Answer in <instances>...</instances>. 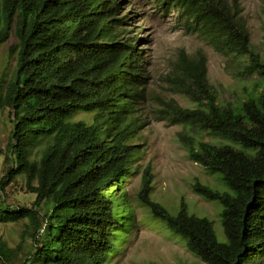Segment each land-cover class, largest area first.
<instances>
[{
  "label": "trees",
  "instance_id": "1",
  "mask_svg": "<svg viewBox=\"0 0 264 264\" xmlns=\"http://www.w3.org/2000/svg\"><path fill=\"white\" fill-rule=\"evenodd\" d=\"M162 11L237 66L241 95L220 103L208 82L204 55L182 54L179 92L198 105L169 103L175 123L231 143L212 144L179 134L192 160L222 174L228 192L197 191L222 207L223 240L207 218L185 210L175 216L148 199L145 172L140 197L169 231L182 237L202 264H264V58L251 46L240 0H157ZM123 0H0V52L14 66L0 80V107L9 111L10 166L0 179V222L34 210L33 248L22 264H110L112 229L124 206L134 217L125 182L126 138L140 127L137 105L150 81L145 54L127 30ZM255 77V78H253ZM88 114L89 119L76 118ZM40 146L36 151L35 147ZM23 176L35 194L32 208L9 206L5 189ZM117 213V214H116ZM14 257L0 242V261Z\"/></svg>",
  "mask_w": 264,
  "mask_h": 264
},
{
  "label": "rangeland",
  "instance_id": "2",
  "mask_svg": "<svg viewBox=\"0 0 264 264\" xmlns=\"http://www.w3.org/2000/svg\"><path fill=\"white\" fill-rule=\"evenodd\" d=\"M242 15L250 34L252 48L259 58H264V0H240ZM121 14L131 17L127 30L129 36L141 40L138 47L143 50L148 62L150 81L145 87V100L136 107L140 127L126 138L133 146L127 156L128 175L126 191L134 210V217L120 206L118 223L112 229L113 250L110 264H202L191 254L185 240L170 233L166 220L156 216L150 206L141 199L143 176L150 178L148 199L175 216L185 210L195 218H207L219 240H223L222 207L220 202L198 188L217 194L228 192L222 174L201 166L191 159L189 152L179 139V134L191 135L197 141L212 144L231 143L220 136L210 135L196 127L184 126L173 121L167 112L169 103L182 108L194 109L198 105L191 101L179 87L187 80L179 69L181 55L188 60L202 54L206 58L208 82L217 91L220 103L232 101L241 93L237 66L246 63L247 57L234 60L222 55L195 34L188 33L178 22L176 12L162 11L157 0H123ZM11 39L1 47L0 80L7 79L14 66V58L8 54ZM255 78V77H253ZM240 80V81H239ZM180 85V86H179ZM88 120V114L77 116ZM11 128L9 111L0 107V179L10 166V155L6 144ZM40 146H36L37 151ZM0 195H2L0 193ZM36 196L28 191L23 176L16 177L6 189L2 200L14 208H32ZM36 218L34 210L20 221L0 222V242L13 251L11 264H22L26 252L33 248L30 236L31 222ZM0 264L1 261H0Z\"/></svg>",
  "mask_w": 264,
  "mask_h": 264
}]
</instances>
